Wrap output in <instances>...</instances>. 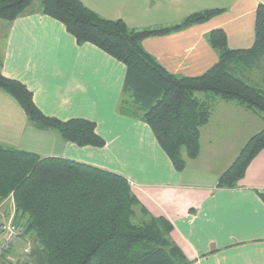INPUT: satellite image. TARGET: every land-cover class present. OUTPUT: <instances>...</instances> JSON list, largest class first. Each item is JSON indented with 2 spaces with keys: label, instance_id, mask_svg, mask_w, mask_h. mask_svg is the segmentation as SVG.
I'll list each match as a JSON object with an SVG mask.
<instances>
[{
  "label": "crops",
  "instance_id": "crops-1",
  "mask_svg": "<svg viewBox=\"0 0 264 264\" xmlns=\"http://www.w3.org/2000/svg\"><path fill=\"white\" fill-rule=\"evenodd\" d=\"M81 1L98 14L122 19L137 29L171 25L194 12L224 8L223 13L205 22L143 40L144 48L162 66L186 76L200 75L218 61L217 51L208 40L213 29L226 32L230 48L252 47L256 9L264 3ZM39 4L13 21L0 19V71L23 82L45 114L62 120L81 117L94 121L105 144L82 146L63 139L55 130L40 127L28 119L15 97L0 89V145L64 157L124 175L146 209L138 208V216L166 218L172 225V239L190 264H264V148L250 162L237 187H219L220 175L239 151L238 142L225 144L223 137L221 148L215 144L211 125L219 128L229 122L223 119L220 123L217 112L219 124L211 115L201 128L198 156L188 158L185 169L177 170L151 126L119 109L125 64L93 43H77L61 21L41 12ZM213 100L217 103L222 99ZM225 102L227 106L235 104L229 106L235 119L240 115L251 130H256L251 135L244 132L249 137L239 145L241 149L252 134L264 128V119L236 102ZM28 237L33 242L32 255L11 252L0 264H42L36 235L29 233Z\"/></svg>",
  "mask_w": 264,
  "mask_h": 264
},
{
  "label": "trees",
  "instance_id": "trees-1",
  "mask_svg": "<svg viewBox=\"0 0 264 264\" xmlns=\"http://www.w3.org/2000/svg\"><path fill=\"white\" fill-rule=\"evenodd\" d=\"M33 1L0 0V19L15 20ZM39 5L41 12L63 23L77 43H93L125 64L119 109L151 126L177 170L185 169L188 158L198 156L200 131L211 119L213 98L236 102L264 119V83L247 74L264 61V3L256 9L253 46L230 48L226 32L213 29L208 40L218 61L197 76L171 73L144 48L143 40L205 22L224 8L194 12L171 25L137 29L122 19L98 14L81 0H40ZM0 89L15 97L28 119L40 127L82 146L105 144L94 121L45 114L23 82L1 71ZM263 148L264 128L249 138L220 175L218 186L237 187ZM10 193L15 220L23 224L27 236L37 237L42 264L191 263L172 239V225L166 218L138 216V208L146 209L129 180L118 172L0 145V202Z\"/></svg>",
  "mask_w": 264,
  "mask_h": 264
},
{
  "label": "rangeland",
  "instance_id": "rangeland-1",
  "mask_svg": "<svg viewBox=\"0 0 264 264\" xmlns=\"http://www.w3.org/2000/svg\"><path fill=\"white\" fill-rule=\"evenodd\" d=\"M38 2H40V0H34L33 5L37 4ZM247 74L251 77V79H253L254 82L263 84L264 83V61H262L261 63H258L256 66L250 68L249 71L247 72ZM200 94H198V95L202 96V93H200ZM225 103H226L225 101L219 100L217 103H214L215 105H213V111H212L213 122H216L217 112L220 113V121H221L220 123H223V119L229 120L228 123H226L225 125H223L219 128L215 124L211 125L214 128L213 140L216 142L215 144L218 145V148H221L220 145H222V141H221L222 137H223V139L226 140L225 144H230V142L232 143V141H234L235 143L238 142L237 146H238V151L240 153L244 144L241 147V149L239 148V145L241 143H245V140L247 139V137H249L247 135H251V133H253L256 130H251V127L249 128L247 126V124L243 121V119H242V117H240V115L237 117V119H235V114L232 111H230V109H229L230 108L229 106H235V104L227 106V105H225ZM230 104H232V103H230ZM223 113H225V114H223ZM216 123L219 124V122H216ZM244 132L247 135H245ZM224 150L225 151L228 150V147H226ZM10 195H11V193H10ZM13 197H14V195H13ZM7 198L3 199L0 202V216L4 215V214L7 216H10V214L12 212V206L10 204V201H7ZM7 216H5V217H7ZM29 241L31 242V244L33 246V242H32L30 237H29Z\"/></svg>",
  "mask_w": 264,
  "mask_h": 264
},
{
  "label": "built area",
  "instance_id": "built-area-1",
  "mask_svg": "<svg viewBox=\"0 0 264 264\" xmlns=\"http://www.w3.org/2000/svg\"><path fill=\"white\" fill-rule=\"evenodd\" d=\"M12 206V212L10 216L1 215L0 221V260L9 256L11 252L22 254L28 257L32 250V244L29 241V237L25 234V229L22 223H18L15 220L16 205L13 197V193L7 198ZM7 216V217H5Z\"/></svg>",
  "mask_w": 264,
  "mask_h": 264
}]
</instances>
